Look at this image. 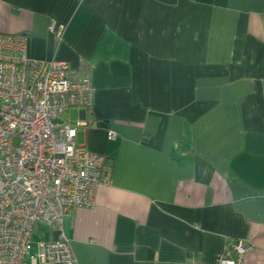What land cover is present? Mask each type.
<instances>
[{
	"label": "crops",
	"instance_id": "obj_1",
	"mask_svg": "<svg viewBox=\"0 0 264 264\" xmlns=\"http://www.w3.org/2000/svg\"><path fill=\"white\" fill-rule=\"evenodd\" d=\"M0 35L94 92L65 117L112 165L65 221L76 264H264V0H0Z\"/></svg>",
	"mask_w": 264,
	"mask_h": 264
},
{
	"label": "built area",
	"instance_id": "obj_2",
	"mask_svg": "<svg viewBox=\"0 0 264 264\" xmlns=\"http://www.w3.org/2000/svg\"><path fill=\"white\" fill-rule=\"evenodd\" d=\"M49 31L61 34L54 22ZM93 104L92 87L66 63L30 59L25 36L0 35V264L77 263L65 221L94 209L112 170L105 157L76 144L87 124L65 117ZM53 230L57 241L34 245L37 233ZM251 252L249 241L235 242L217 264H246Z\"/></svg>",
	"mask_w": 264,
	"mask_h": 264
},
{
	"label": "rangeland",
	"instance_id": "obj_3",
	"mask_svg": "<svg viewBox=\"0 0 264 264\" xmlns=\"http://www.w3.org/2000/svg\"><path fill=\"white\" fill-rule=\"evenodd\" d=\"M73 113H78V112H77V111H73ZM39 233H40V232H39ZM39 233H37V234L34 236V238H33L34 242L41 241V235H39Z\"/></svg>",
	"mask_w": 264,
	"mask_h": 264
},
{
	"label": "trees",
	"instance_id": "obj_4",
	"mask_svg": "<svg viewBox=\"0 0 264 264\" xmlns=\"http://www.w3.org/2000/svg\"><path fill=\"white\" fill-rule=\"evenodd\" d=\"M107 166L112 170V165L110 166V162H107Z\"/></svg>",
	"mask_w": 264,
	"mask_h": 264
}]
</instances>
